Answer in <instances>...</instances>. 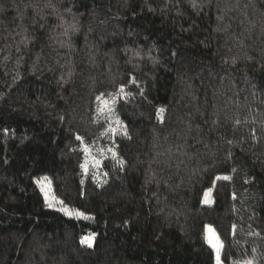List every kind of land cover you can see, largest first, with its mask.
<instances>
[{"label":"trees","instance_id":"obj_1","mask_svg":"<svg viewBox=\"0 0 264 264\" xmlns=\"http://www.w3.org/2000/svg\"><path fill=\"white\" fill-rule=\"evenodd\" d=\"M205 226L264 264V0H0V264H215Z\"/></svg>","mask_w":264,"mask_h":264},{"label":"rangeland","instance_id":"obj_2","mask_svg":"<svg viewBox=\"0 0 264 264\" xmlns=\"http://www.w3.org/2000/svg\"><path fill=\"white\" fill-rule=\"evenodd\" d=\"M34 181L39 187L43 195L44 201L46 202L48 206L56 208V209H60L64 212V214L70 217L82 218L84 216L82 212L68 209L67 207L61 204V201L53 195L52 190H51L50 181L46 175L38 176L35 178ZM207 193H210V191H208ZM210 202H211V199H209L207 203H210ZM205 236H206V240L208 244L211 247L212 245L209 243V238L212 239L213 243L218 245L216 248L212 247L214 251V256H215V264H217L218 258L221 264H224L220 259L221 242L219 241V239H217L218 237L211 226H205ZM87 239L89 243H92L91 237H88Z\"/></svg>","mask_w":264,"mask_h":264},{"label":"snow or ice","instance_id":"obj_3","mask_svg":"<svg viewBox=\"0 0 264 264\" xmlns=\"http://www.w3.org/2000/svg\"><path fill=\"white\" fill-rule=\"evenodd\" d=\"M218 239V238H217ZM209 243L212 245V247H214V248H216L218 245L217 244H215V243H213L212 242V239L211 238H209ZM217 264H221V262L219 261V258L217 259Z\"/></svg>","mask_w":264,"mask_h":264}]
</instances>
